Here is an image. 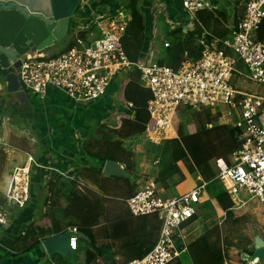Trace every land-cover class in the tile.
<instances>
[{"label":"crops","instance_id":"obj_1","mask_svg":"<svg viewBox=\"0 0 264 264\" xmlns=\"http://www.w3.org/2000/svg\"><path fill=\"white\" fill-rule=\"evenodd\" d=\"M207 1L211 8L199 10L194 17L183 9L181 0H138L136 8L140 17L132 20L130 12L132 24L122 39L127 58L141 64L160 62L167 49L164 43L173 44L179 39L189 40L184 47L191 50L189 58H194L201 52L202 36L226 38L243 15L245 0ZM127 3L128 0H81L70 19L65 46L57 53L50 52L54 46L41 53L45 56L61 53L72 44L74 32L81 25L91 24L100 14H110ZM94 31V25L84 30L86 41ZM257 38L264 42V23L257 31ZM238 63L243 65L240 60ZM235 74L231 82L239 79L243 83L240 89L264 97V86L251 82L245 76L246 70L237 68ZM6 90L7 83L0 77V205H4L10 175L17 167L31 165V192L23 208L5 205L8 225L0 234V264H69L67 259L72 256L73 264H126L144 256L159 234V227L151 226V216H129L126 200L147 179L156 183L162 198L189 191L204 180L187 158L185 163H178L183 181L178 182L174 174L161 184L158 182L160 171L171 161L174 145L169 140L162 146L148 141V124L144 132L136 131L133 107L141 105L144 97L151 94L141 84L138 69H123L107 92L88 104L77 103L52 86L43 97L25 91L17 95ZM208 111L216 113L212 109ZM101 156L107 157L105 162L121 165L127 177L106 176L103 167L99 172L98 157ZM221 192L226 191L219 182H208L196 214L180 226L184 238H180L178 231L173 235L179 255L170 264H195L187 246L208 232L210 242L219 235L221 245L227 241L228 247L235 250L223 264H239V259L245 264H264L248 263L242 258L243 253L250 255L254 251L256 235L264 241L262 207L255 201H248L244 206L233 204L238 210V222H226L225 210L216 198ZM96 195L104 198L108 233L103 230L107 222L95 210ZM82 217L86 218L85 223L91 224L95 245L79 232L77 249L70 257L48 255L41 242L68 231L72 225H81ZM117 218L124 222L114 224ZM235 243L244 245L245 250L238 254L239 250L232 247ZM87 254H95L90 263H86ZM194 256L199 264H214L210 250L195 252Z\"/></svg>","mask_w":264,"mask_h":264},{"label":"built area","instance_id":"obj_2","mask_svg":"<svg viewBox=\"0 0 264 264\" xmlns=\"http://www.w3.org/2000/svg\"><path fill=\"white\" fill-rule=\"evenodd\" d=\"M185 11L196 16L210 9L207 0H181ZM264 19V0H245L244 12L224 39L200 38L202 47L197 59L185 58L177 68L159 62H131L122 39L131 20L130 11L120 6L112 13L100 14L91 24L81 25L73 35V45L54 56L41 52L25 54L20 59L17 76L22 91L42 97L50 86L64 91L80 104L103 96L112 80L123 69L140 71V82L151 92L147 112L152 123L146 128L155 144L178 138L174 126L177 112L216 109L221 122L237 129L238 146L227 159L215 161L218 181L234 205L257 202L264 214V97L232 85L236 62L246 68L245 76L264 86V42L257 31ZM90 32L89 41L80 34ZM169 43L165 42L164 47ZM129 107L132 106L128 103ZM33 161V160H32ZM36 166H39L33 161ZM157 161L154 162L156 164ZM209 181L170 198H162L153 180L145 182L126 200L134 215L156 214L161 221L157 242L144 256L126 264H170L179 255L173 235L196 214L201 195ZM31 165L15 168L9 178L4 205H0V234L8 225L5 205L23 208L30 199ZM69 247L77 249L78 226L68 228Z\"/></svg>","mask_w":264,"mask_h":264},{"label":"trees","instance_id":"obj_3","mask_svg":"<svg viewBox=\"0 0 264 264\" xmlns=\"http://www.w3.org/2000/svg\"><path fill=\"white\" fill-rule=\"evenodd\" d=\"M137 1L138 0H128V3L125 7L128 10H130L131 15H132V20H136L137 18L140 17L138 10L136 8ZM263 23H264V19L262 23L260 24V27L261 25H263ZM131 24L132 23H130L128 27L131 26ZM80 36L83 37L84 34L82 33L80 34ZM188 41H189L188 39H183V40L179 39L178 41H174L173 44L169 43V46L167 47L166 52H165V57L159 63L168 65L169 67H172L174 69L177 68L185 58H189L188 54L191 52V50L189 51L184 47ZM72 45H73V41H72V44L69 45V47H71ZM199 56H200V53H196L195 57L192 59H197L199 58ZM150 96L151 94L149 96L146 95L144 97V102L141 103V105L136 104L133 107L136 131L144 132L146 124L150 125L152 123L149 117V114L147 112V107H146L147 100L150 98ZM208 110H207V113L208 115H210V112ZM180 113L182 112L180 111L177 112L173 120L174 126L178 134V138L169 140V141H173L172 145H174L173 147L174 149L170 152L171 161L169 162V165L166 168L160 171L159 173L160 178L158 182H160L161 184L169 176H172L174 174L177 175L178 182L183 181L184 175L178 163L179 162L185 163V159L187 158L190 159L194 169L199 172V174L203 177L205 181H209V183L212 181H216L215 176L217 174V167H216L215 161L217 158H220V157L227 159L229 155L231 154V152L237 148L238 146L237 129L232 127L231 125H226L223 123L212 125L211 127H206L202 124L201 128L195 129L192 126H189L187 123L186 127L188 129L187 131L184 132L185 123L184 124L181 123L180 118H179ZM148 141L150 140L148 139ZM167 141L168 140H165L161 144H158V145L162 146ZM98 158H99L98 171L100 172L107 157L101 156ZM186 168L189 172H192V170L189 169V167L186 166ZM150 180L152 179H147V181H150ZM216 198H217L218 204L221 206L223 210H225L226 222H232L236 224L238 222L237 217H236L238 215V210L233 207V203L231 199L229 198V196L227 195V193L221 192L220 194L217 195ZM103 201H104V198L100 197L99 195H96L94 198V203L96 207L95 210H97V213L103 216V219L107 222L106 223L107 227H104L103 230H106L108 233V214L107 212L105 213V208H104L105 206H104ZM68 212H69V209L65 210L66 214H68ZM129 216L132 218L151 216L153 220L151 222V226L154 228L159 227V232H160L161 221L157 217L156 214L152 213V214H145V215H134L129 210ZM96 220L97 219L95 218V221ZM85 222H86V218L82 217L81 225L78 226V231L81 232L83 235L87 236L88 239L90 240L91 245L94 246L95 245L94 237L90 233L91 224L88 225ZM113 222L114 224L115 223L119 224V223H123L124 221L121 218H117ZM41 231L44 235H46V231L44 229H42ZM158 236L155 242L153 243L152 247L144 255H146L154 247L155 243L157 242ZM209 238H210L209 232L204 233L201 236H199L197 239H195L193 242L188 244L187 246L188 254L192 256V260L194 261V263L199 264V259L195 258L194 256L195 252L208 251V250L212 251L213 253L214 264H223L224 261L229 260L231 257V252H233L234 250L228 247L229 243L226 241L224 242L225 245H221L219 241L220 240L219 235H216V239H214V241H211V242ZM242 246L244 245L240 246L236 243L235 245H232L233 248H235L236 250H239V251H236L238 254L245 250V248L244 247L242 248ZM94 258H95V254H87L86 263H90L92 259ZM206 260L209 261V259H206ZM67 261L69 264H73L72 262L73 256L72 258L67 259ZM239 264H245V263L239 259Z\"/></svg>","mask_w":264,"mask_h":264},{"label":"water","instance_id":"obj_4","mask_svg":"<svg viewBox=\"0 0 264 264\" xmlns=\"http://www.w3.org/2000/svg\"><path fill=\"white\" fill-rule=\"evenodd\" d=\"M81 0H0V77L7 92L24 93L17 71L20 59L27 53L42 52L63 40L71 17ZM106 176L127 177V171L114 161L103 166ZM80 236V234H78ZM41 246L48 255L70 257L69 233L64 231L44 239ZM248 263L264 262V241L256 235L254 251L242 254Z\"/></svg>","mask_w":264,"mask_h":264},{"label":"rangeland","instance_id":"obj_5","mask_svg":"<svg viewBox=\"0 0 264 264\" xmlns=\"http://www.w3.org/2000/svg\"><path fill=\"white\" fill-rule=\"evenodd\" d=\"M66 42H67V36L63 40L58 42L56 45H54V47L50 50V52L57 53L59 50L63 48V46H65ZM235 67H236V70L238 68V70L243 71V72L246 70V68H244L243 65H240L239 63L236 64ZM232 84H234L236 88H239L241 85H243L242 81H240L239 79L236 80V78L234 82L232 81ZM218 110L219 108L212 109L213 112H216ZM179 118H180L181 123L183 124L185 123L184 132L187 131L188 129L186 127L187 123L189 126H192L195 129L201 128L202 124L206 127H211L212 125L222 123L220 119V115L218 113H214V114L210 113V115H208L206 111H191V110L187 112L182 111V113H180L179 115Z\"/></svg>","mask_w":264,"mask_h":264}]
</instances>
